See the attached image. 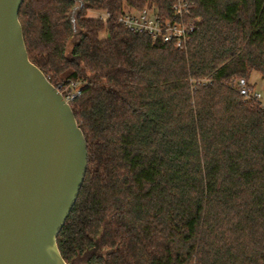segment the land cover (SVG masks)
<instances>
[{
	"label": "trees",
	"instance_id": "16d2710c",
	"mask_svg": "<svg viewBox=\"0 0 264 264\" xmlns=\"http://www.w3.org/2000/svg\"><path fill=\"white\" fill-rule=\"evenodd\" d=\"M183 49L117 19L176 0H25L30 61L70 100L88 170L58 237L67 264H264V0H184ZM93 12H109L106 22ZM252 89V86H250Z\"/></svg>",
	"mask_w": 264,
	"mask_h": 264
},
{
	"label": "water",
	"instance_id": "95a60500",
	"mask_svg": "<svg viewBox=\"0 0 264 264\" xmlns=\"http://www.w3.org/2000/svg\"><path fill=\"white\" fill-rule=\"evenodd\" d=\"M25 0H0V264H67L59 247L88 145L70 104L29 59Z\"/></svg>",
	"mask_w": 264,
	"mask_h": 264
},
{
	"label": "built area",
	"instance_id": "2783aa9c",
	"mask_svg": "<svg viewBox=\"0 0 264 264\" xmlns=\"http://www.w3.org/2000/svg\"><path fill=\"white\" fill-rule=\"evenodd\" d=\"M190 7L189 2L176 0L172 8L171 18H167L154 7L129 8L120 15L117 22L130 32L148 35L154 40L173 44L177 48L183 49L190 42L195 31V23L198 20L190 14ZM92 16L104 22L112 18V14L109 12H93ZM237 85L242 96L248 99H259V96L254 94L246 80H240ZM80 94L81 90H77L75 94L68 93L64 98L69 102L74 99L75 95Z\"/></svg>",
	"mask_w": 264,
	"mask_h": 264
},
{
	"label": "rangeland",
	"instance_id": "374dc122",
	"mask_svg": "<svg viewBox=\"0 0 264 264\" xmlns=\"http://www.w3.org/2000/svg\"><path fill=\"white\" fill-rule=\"evenodd\" d=\"M250 86H252V91L259 96L260 102L264 105V76L254 72L250 79Z\"/></svg>",
	"mask_w": 264,
	"mask_h": 264
}]
</instances>
